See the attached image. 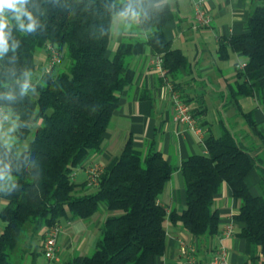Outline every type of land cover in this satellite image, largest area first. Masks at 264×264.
<instances>
[{
    "label": "trees",
    "instance_id": "trees-1",
    "mask_svg": "<svg viewBox=\"0 0 264 264\" xmlns=\"http://www.w3.org/2000/svg\"><path fill=\"white\" fill-rule=\"evenodd\" d=\"M251 3L243 31L219 39V59L234 52L245 64L235 67L232 81H227L221 97L226 117H214L219 132L206 133V152L191 154L178 167L153 143L136 147L128 138L90 192L85 180H74L73 171L85 156L101 149L118 93L133 80L132 58L145 46L160 54L175 89L181 86V70L192 69L164 35L163 27L175 12L169 0H29L35 30L25 32L12 21L0 50V105L18 120L15 141L7 145L0 139V199L6 200L0 208V264H13L10 253L25 225L32 226L33 236L43 231V239L45 230L62 220L91 218L100 203L109 213L92 252L76 253L63 264H146L165 250L167 217L198 238V250H207L219 231L215 194L224 183L239 201L234 215L243 223L239 235L264 254V124L255 119L254 109L240 103L250 96L264 104V0ZM129 6L138 15L137 31L123 33L109 56L112 18ZM49 45L61 61L68 60L66 69L38 71L35 52ZM25 81L30 86L22 91ZM181 97L188 103L190 98ZM199 98L203 106L197 102L190 110L203 126L210 120L204 97ZM229 109L239 120L226 115ZM32 123H37L33 137L20 149ZM177 168L185 205L180 212L175 207L167 212L158 197ZM253 170L260 178L258 195L246 182Z\"/></svg>",
    "mask_w": 264,
    "mask_h": 264
},
{
    "label": "crops",
    "instance_id": "crops-1",
    "mask_svg": "<svg viewBox=\"0 0 264 264\" xmlns=\"http://www.w3.org/2000/svg\"><path fill=\"white\" fill-rule=\"evenodd\" d=\"M169 1L175 17L164 25V35L171 41L172 47L180 49L185 54L192 68L190 72L185 69L181 70L182 74L177 80L181 86H176V90L180 95L186 96L187 99L190 98L188 100L190 107L200 102L199 95H202L207 105L208 116L210 106L207 98L218 99L215 104L224 107L221 97L227 89V81L235 74V62L242 61L238 57L241 55L234 52H230L226 60L219 59L217 56L219 39L243 31L244 23L250 12L249 2L247 0H205L204 7L212 15L213 22L209 26L197 27L192 8L195 0ZM137 20V14L132 15L126 11L113 16L110 37L112 42L110 43L109 40L107 55L113 54L123 33L127 32L124 24ZM153 56L150 47L145 46L141 54L132 58L130 65L134 70L133 80L118 93V105L113 111L101 149L98 152L89 153L78 164L77 167L82 171L80 181L85 180V169L91 163H97L104 169L111 167L128 138H131L136 147H144L153 143L169 162L178 167L191 154L206 152L203 139L207 132L216 134L213 122L208 121L206 125L200 126L203 136L200 140L197 133L189 129L186 124L174 121V111L168 101L169 91L166 82L151 69L150 61ZM230 58L232 65H229L228 59ZM219 60L222 61L220 64ZM169 80L173 83L171 78ZM205 80L207 82L221 81L222 86L218 82V85L213 84L214 86H209L207 90L202 86ZM240 103L244 108L253 107L255 119L264 124V104L250 96L242 97ZM200 106H203L201 102ZM230 110L232 109L228 112ZM12 116L16 115L12 113ZM228 116L231 117L230 114ZM4 117L0 121V128L10 118L6 112H4ZM239 125L243 123L240 122ZM77 173H73V177L78 176ZM259 180L256 170L251 171L246 177L247 185L253 195L261 194ZM158 201L167 206V212L171 207H175L179 212L183 209L185 191L183 176L179 168L165 182ZM5 203L6 200L0 199V205L3 206ZM215 206L220 215L219 231L210 238L207 250L204 248L198 250V238L186 233L180 223L173 224L167 217L164 221L165 250L161 255L150 256L146 264H191L189 262L191 256L195 260L193 264H209L211 252L222 245L227 249V259L233 264H264V254L260 253L259 248L253 251L249 239L239 235L243 223L234 217L239 209V201L231 195V190L225 183L215 194ZM73 221L62 220L61 222H65L64 226H66L64 230L72 227L77 235L82 234L85 231L84 225L79 221ZM98 223L97 219L96 224L99 227ZM228 224L233 226V233L230 236H223L221 230ZM61 229L62 226L57 236L58 249ZM81 234L79 239L83 237ZM66 240V245H68V237ZM89 245L91 246L89 238L84 237L83 241L76 244V247L84 250Z\"/></svg>",
    "mask_w": 264,
    "mask_h": 264
},
{
    "label": "rangeland",
    "instance_id": "rangeland-1",
    "mask_svg": "<svg viewBox=\"0 0 264 264\" xmlns=\"http://www.w3.org/2000/svg\"><path fill=\"white\" fill-rule=\"evenodd\" d=\"M249 2V6L251 9L252 3L251 0H247ZM211 16V23L213 22V17ZM136 22L135 21H131L128 22L126 24H124V29L127 32H136V26H135ZM111 33H112V28H111ZM112 42V39L110 40V43ZM240 58V60H243L244 58L242 56H238ZM48 59V50H42L39 49L35 52V62L38 68V71H42L46 65V61ZM229 61V65H232L233 62L230 59H228ZM219 64L222 61H218ZM68 65V60L64 59L62 60L60 63L56 64L55 67L53 68L54 73H57L61 70H64L67 68ZM231 67V66H230ZM228 81H232V77H230L228 79ZM205 83L202 84V86H204L205 89L208 90L209 86H214L215 84L218 85V82L220 83V85L222 86V82L221 81H204ZM224 82V81H223ZM225 83V82H224ZM214 84V85H213ZM196 85V84H195ZM197 87V86H196ZM218 99H208L207 98V103L210 106V111L208 113V119L210 121L213 122L214 117H218V115H222L223 118H225L226 116L223 114L224 109L223 107L218 106L217 104H215V101ZM256 107V104L254 105ZM251 108V107H249ZM247 108V109H249ZM253 108V107H252ZM227 114V113H226ZM228 114L231 115L232 120H238L239 117L234 115V111L230 110L228 112ZM6 115L9 116L10 118L4 123L3 127L0 128V139L5 143V144H10L13 143L15 141V133L18 129V123H17V117L16 116H12V112L10 111H6ZM37 123H32L31 124V133L29 134V136L21 143L20 145V149L25 148L26 145L28 144L29 140L32 139L33 137V131L36 127ZM213 129L215 131L216 134H218L219 132V126L218 124L213 122ZM78 172V173H77ZM74 174H78L75 175L74 180L76 181H80V177H81V173L82 171H80L79 167H76L73 171ZM93 188H90L87 191H93ZM2 207V205H0V208ZM109 212L107 211L105 205L103 203H100V207L99 210L89 219H74L73 222H77L79 221V223L84 225L85 231L81 234L83 235V237L79 239V235H77V233H75V231L73 230L72 227L67 228L66 230H64V226L65 222H61V226H62V233H61V237L59 240V255L61 257L62 260H66L68 258H70L72 255L76 254V253H81V254H90L94 248V244L95 241L97 240V238L99 237V227L96 224V220L98 219L99 221V226L101 225L102 220L106 217V215ZM64 221V220H63ZM4 226V222L0 219V230L3 228ZM43 231H41L38 235L33 236L32 234V226L30 224H27L24 226L21 237L19 239L18 245L17 247L10 253V260L13 262V264H41L44 263L46 261L45 256L42 252V238L40 236V234ZM67 237L69 240V244L66 245L67 243ZM84 237L86 239L89 238L90 244L88 247H86L84 250H80V248L76 247L77 243H80L81 241H83ZM94 241V242H93Z\"/></svg>",
    "mask_w": 264,
    "mask_h": 264
},
{
    "label": "built area",
    "instance_id": "built-area-1",
    "mask_svg": "<svg viewBox=\"0 0 264 264\" xmlns=\"http://www.w3.org/2000/svg\"><path fill=\"white\" fill-rule=\"evenodd\" d=\"M205 0H195L193 2V16L196 20V26H209L211 23V16L209 11L204 7ZM48 59L44 67V71L48 72L52 70L56 64L61 62L60 56L56 49L51 45L48 47ZM151 69H153L163 80H165L169 97L168 101L172 105L174 114L173 119L177 123H184L189 129L197 133L199 139H202L201 127L197 124L195 117L192 115L190 106L187 102L183 100L180 93L175 89L173 83L169 80L167 76V69L163 64V59L160 54H154L151 61ZM244 61H237L235 67L243 68ZM4 110L0 105V121L4 119ZM103 171L97 163L89 164L85 169V183L87 188H93L97 185L99 176ZM232 225H226L222 230L221 234L223 236H230L233 233ZM61 225L60 223L48 227L44 232V237L42 239V252L45 256L44 264H63L64 260L61 259L59 255V249L57 246V236L60 233ZM183 243V242H182ZM194 251V249H191ZM189 262L193 264L195 262L193 256L190 257ZM209 264H233L227 259V249L225 246H220L214 249L209 257Z\"/></svg>",
    "mask_w": 264,
    "mask_h": 264
},
{
    "label": "clouds",
    "instance_id": "clouds-1",
    "mask_svg": "<svg viewBox=\"0 0 264 264\" xmlns=\"http://www.w3.org/2000/svg\"><path fill=\"white\" fill-rule=\"evenodd\" d=\"M28 2L29 0H0V50L6 45L7 33L5 29L9 27L12 21L18 25L19 29L25 32L35 30L37 24L33 14L26 7ZM126 12H130L132 15L136 14L131 6ZM29 86V83L25 81L22 85V91H26Z\"/></svg>",
    "mask_w": 264,
    "mask_h": 264
}]
</instances>
